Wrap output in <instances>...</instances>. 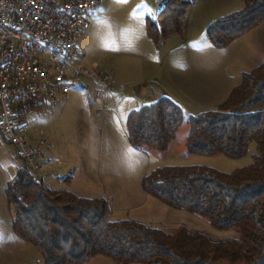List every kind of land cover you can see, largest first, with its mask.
I'll return each mask as SVG.
<instances>
[{
  "label": "rangeland",
  "instance_id": "1",
  "mask_svg": "<svg viewBox=\"0 0 264 264\" xmlns=\"http://www.w3.org/2000/svg\"><path fill=\"white\" fill-rule=\"evenodd\" d=\"M164 1L104 0L88 12L87 28L72 64L112 74L114 100L97 99L96 85L90 80L65 81L56 89L54 106L43 98L32 101L38 107L19 119V132L32 143L40 138L51 142L50 188L105 200L110 220L133 219L167 233L186 227L218 241L237 239L234 231L216 230L196 215L153 199L143 191L141 180L162 166H203L229 173L251 163L254 144L236 159L190 154L189 124L184 120L166 151L135 148L128 137L125 109L131 113L151 104L155 99L148 94H156L159 84L185 117L217 108L246 74L264 62V23L217 48L207 37L208 26L239 10L242 0H186L189 7L182 35L155 43L147 27L156 22ZM22 163L0 134V264H45L38 250L12 229L13 213L5 188ZM40 171L34 173L38 180ZM85 264L115 263L97 256Z\"/></svg>",
  "mask_w": 264,
  "mask_h": 264
},
{
  "label": "trees",
  "instance_id": "2",
  "mask_svg": "<svg viewBox=\"0 0 264 264\" xmlns=\"http://www.w3.org/2000/svg\"><path fill=\"white\" fill-rule=\"evenodd\" d=\"M242 7L213 21L207 37L217 48L264 23V0H242ZM186 0L162 3L148 36L156 43L182 35ZM127 117L135 148L166 151L177 127L189 124L190 154L241 158L254 144L251 163L229 173L203 166H162L145 174L143 191L174 210L204 219L238 238L213 240L178 227L167 233L133 219L110 220L108 203L44 186L23 162L5 188L12 229L32 244L45 264H85L105 257L115 264H264V62L246 74L217 108L185 117L167 95ZM24 106V107H23ZM38 105L30 101L20 118Z\"/></svg>",
  "mask_w": 264,
  "mask_h": 264
},
{
  "label": "built area",
  "instance_id": "3",
  "mask_svg": "<svg viewBox=\"0 0 264 264\" xmlns=\"http://www.w3.org/2000/svg\"><path fill=\"white\" fill-rule=\"evenodd\" d=\"M103 1L0 0V134L33 173L49 162L52 145L20 134V107L39 98L54 106L65 81L94 82L99 100L114 85L112 74L99 67L88 76L85 67L72 64L85 17Z\"/></svg>",
  "mask_w": 264,
  "mask_h": 264
},
{
  "label": "crops",
  "instance_id": "4",
  "mask_svg": "<svg viewBox=\"0 0 264 264\" xmlns=\"http://www.w3.org/2000/svg\"><path fill=\"white\" fill-rule=\"evenodd\" d=\"M80 39H81V37H80ZM80 41V40H79ZM184 61V60H183ZM182 61V62H183ZM185 63H187V62H185ZM188 63H190V61H188ZM115 73V77H117L116 76V72H114ZM114 77V78H115ZM119 77V76H118ZM116 81L117 80H115V85L117 84L116 83ZM121 85H124V84H122L121 83ZM117 86V85H116ZM159 86H160V88H162V86L159 84ZM159 87H156V95H160V94H164L165 92H162V90L160 89ZM116 91H115V88H114V86H112V87H110L107 91H106V95H105V97H104V103H105V101L106 102H108L109 100H114V98H115V95H116V93H115ZM154 93H152V92H150L149 94H148V97H150L151 99H154ZM165 95H168L167 93H165ZM168 96H170V95H168ZM126 110V117H128V113H130L127 109H125ZM48 140V139H47ZM51 143V142H50ZM52 149H53V147H52ZM52 149H51V151H52ZM51 151H50V153H49V157H50V160H49V162L47 163V164H45L42 168H41V171H40V174H39V178H40V180L42 181V182H45L46 183V186L47 187H49L50 185H51V180H52V177H53V166L51 165V159H52V156H51ZM50 188V187H49ZM72 193H77V192H75V191H72ZM78 195H80V194H78Z\"/></svg>",
  "mask_w": 264,
  "mask_h": 264
},
{
  "label": "bare ground",
  "instance_id": "5",
  "mask_svg": "<svg viewBox=\"0 0 264 264\" xmlns=\"http://www.w3.org/2000/svg\"><path fill=\"white\" fill-rule=\"evenodd\" d=\"M97 7L98 6H92V10L97 8ZM86 28H87V24L83 25V31L80 32L79 37H77V39H76V48H75V53L72 55V62L78 57L77 45H78V42L80 40V37L82 36V33L84 32V30ZM85 73H87L88 76H95V73L88 70L87 68H85ZM95 96H96V92H95Z\"/></svg>",
  "mask_w": 264,
  "mask_h": 264
}]
</instances>
